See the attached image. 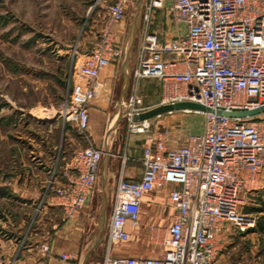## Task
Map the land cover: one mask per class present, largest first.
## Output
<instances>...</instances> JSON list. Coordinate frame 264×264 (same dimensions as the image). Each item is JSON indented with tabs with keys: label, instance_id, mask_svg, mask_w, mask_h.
<instances>
[{
	"label": "built area",
	"instance_id": "2783aa9c",
	"mask_svg": "<svg viewBox=\"0 0 264 264\" xmlns=\"http://www.w3.org/2000/svg\"><path fill=\"white\" fill-rule=\"evenodd\" d=\"M130 0H117L109 17L120 22ZM182 31L171 40L149 32L153 11L167 4ZM147 24L138 64L136 85L144 79L159 82L161 105L191 102L210 112L203 115L202 133H191L177 147L172 134L163 130L150 141L142 157L143 177L138 182L120 179L108 224L110 247L128 243L127 226L140 224L143 197L172 186L169 203L175 214L167 229L164 251L157 257L113 256L108 251L102 264H226L221 236L227 224L240 233L255 228L254 215L242 212V192L260 189L264 172V111L247 117H228L219 112H250L264 108V0H149ZM122 50L105 45L81 65L82 87L69 99L67 120L88 141L89 105L100 91L99 75L120 60ZM128 130L148 133L149 120L138 117L150 110L138 91L120 103ZM186 112H193L186 110ZM102 149L91 144L75 155L67 167L56 206L64 219L77 216L98 183ZM54 183V182H53ZM49 251V246L44 247ZM63 260H71L64 255Z\"/></svg>",
	"mask_w": 264,
	"mask_h": 264
},
{
	"label": "rangeland",
	"instance_id": "374dc122",
	"mask_svg": "<svg viewBox=\"0 0 264 264\" xmlns=\"http://www.w3.org/2000/svg\"><path fill=\"white\" fill-rule=\"evenodd\" d=\"M116 1L0 0V264L25 262L40 239L47 240L40 247L47 255L44 247L67 221L55 204L56 190L67 167L75 166L77 151L88 146L66 115L72 93L83 85L80 67L105 45L123 54L131 50L137 57L147 28L144 13L149 0H130L120 22L108 14ZM169 6L154 10L149 25V32L162 40L182 31ZM163 99L162 95L160 103ZM173 113L190 128L187 133L203 132V115ZM56 179L59 184L53 183ZM51 205L60 209L57 216ZM108 221V216L98 220L89 244L90 232L81 233L85 246L78 262L102 264L108 251L131 257L163 253L168 228L140 222L128 243L113 248ZM222 259L226 263V253ZM228 260L238 262L234 254Z\"/></svg>",
	"mask_w": 264,
	"mask_h": 264
},
{
	"label": "crops",
	"instance_id": "0c3cea01",
	"mask_svg": "<svg viewBox=\"0 0 264 264\" xmlns=\"http://www.w3.org/2000/svg\"><path fill=\"white\" fill-rule=\"evenodd\" d=\"M137 64L138 56L135 57L129 50L120 60L101 71L98 79L99 94L88 109L90 121L87 130L88 144L105 152L100 165L98 183L85 208L56 229L48 245V254L43 255L40 250L42 244H47V240L40 239L35 243L38 247L34 253L21 264H81L78 262L79 255L85 246L81 233L85 230L90 232L87 238L89 244L91 235L97 230L98 220L105 219L106 216L110 220L116 186L121 178L130 182L142 179L141 161L144 149L150 141H154L159 132L169 130L172 134L170 147H177L185 141L187 135L192 132L198 133L191 131L188 134L190 128L186 127L184 121L173 112L149 119L151 129L148 133H133L128 130L120 103L126 101L137 90L144 105L151 110L161 104L160 98L163 95L160 84L155 79H144L136 85L133 72ZM54 183L60 182L56 179ZM172 188L168 186L156 189L143 197L141 223L146 222L151 227L158 228L170 227L175 214L169 203V192ZM241 196L245 200L242 212L254 215L257 223L255 228L245 233H240L231 224H227L221 236L223 253H226L228 259L233 254L236 256L238 262L233 264H264V172L260 179V189L253 193L242 192ZM51 207L54 215L60 210L54 205ZM50 220L52 221V218ZM108 224L109 221L107 231ZM132 228L131 225L127 226L129 233ZM64 255L71 256L72 259L63 260L61 257ZM228 259L226 264H231Z\"/></svg>",
	"mask_w": 264,
	"mask_h": 264
},
{
	"label": "water",
	"instance_id": "95a60500",
	"mask_svg": "<svg viewBox=\"0 0 264 264\" xmlns=\"http://www.w3.org/2000/svg\"><path fill=\"white\" fill-rule=\"evenodd\" d=\"M184 110H192V111H200V112H210L209 109L205 108L204 106L196 103L191 102H183V103H176L174 105H160L154 109L149 110L141 114L138 119L140 121L149 120L151 118L166 114L172 113L176 111H184ZM264 111V108L261 110H255L250 112H233V113H226V112H219V114L228 116V117H247L260 114Z\"/></svg>",
	"mask_w": 264,
	"mask_h": 264
},
{
	"label": "bare ground",
	"instance_id": "6f19581e",
	"mask_svg": "<svg viewBox=\"0 0 264 264\" xmlns=\"http://www.w3.org/2000/svg\"><path fill=\"white\" fill-rule=\"evenodd\" d=\"M189 111V110H188Z\"/></svg>",
	"mask_w": 264,
	"mask_h": 264
}]
</instances>
